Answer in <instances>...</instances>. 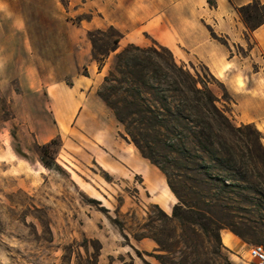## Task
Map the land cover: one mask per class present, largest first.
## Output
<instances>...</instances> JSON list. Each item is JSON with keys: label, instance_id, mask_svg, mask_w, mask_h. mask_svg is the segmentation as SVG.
Returning a JSON list of instances; mask_svg holds the SVG:
<instances>
[{"label": "rangeland", "instance_id": "rangeland-1", "mask_svg": "<svg viewBox=\"0 0 264 264\" xmlns=\"http://www.w3.org/2000/svg\"><path fill=\"white\" fill-rule=\"evenodd\" d=\"M172 1L31 0L23 7L17 6L25 11L30 33L32 59L26 65H39L47 79L50 74L61 78L66 74L67 55L73 53L72 47L66 46L70 29L79 27L93 52L89 31L97 41V48L103 50L112 45L113 27L122 33V37L118 44L120 50L103 61L110 71L116 53L128 44L147 47L158 42L153 31L162 22ZM229 1L235 5L242 0ZM15 3L19 2L9 0L0 4L1 21L3 15L16 8L18 4ZM201 20L207 25L204 17ZM207 27L215 38L230 44L211 23ZM6 37L0 34V264H92L98 253L95 264H162L155 255L166 252L152 237L143 235L156 232L161 240L169 239L167 234L172 224L154 206L158 204L170 215L173 205L178 202L165 174L142 155L130 140L124 124L107 105L119 127L118 139L126 148L130 144L132 147L128 151H112L111 159L121 168L108 163L101 154L96 155L92 150L94 144L78 132L77 124H72L75 126L72 135L57 133L55 119L48 107V94L28 85L21 68L24 58L17 52L13 55L17 43L14 41L10 47ZM246 38L252 45L249 34ZM250 45L233 42L231 48L234 54L245 58ZM176 49V54L172 53L179 64L186 65L191 71L207 72L197 59L180 61L186 52L182 46ZM55 61H59L60 66L53 70L51 65ZM212 86L222 96L221 85ZM228 99L225 103L234 122L232 96ZM57 135L62 138V147L56 159L70 174L47 168L36 151L37 143H47ZM133 153L140 160L135 167L128 161ZM143 161L158 170V180L151 181L148 166H143ZM85 195L100 200V203L89 202ZM162 200H166L168 206L160 202ZM32 203L35 206H31ZM42 220L52 222L53 241L41 224ZM226 233L238 241L233 249L229 248L234 246L232 238V246L227 247L223 241L224 236L231 237ZM221 235L226 247L223 253L232 264H242L237 255L256 245L242 240L229 229H223ZM258 245L264 248V244ZM133 247L143 252L146 262Z\"/></svg>", "mask_w": 264, "mask_h": 264}, {"label": "trees", "instance_id": "trees-1", "mask_svg": "<svg viewBox=\"0 0 264 264\" xmlns=\"http://www.w3.org/2000/svg\"><path fill=\"white\" fill-rule=\"evenodd\" d=\"M208 2L217 5L216 0ZM236 10L249 33L264 23L261 0ZM111 30L115 31L112 45L103 50L89 31L99 68L118 49L122 37L120 31ZM213 84L221 85L222 96ZM97 94L124 124L142 155L162 170L178 199L170 215L154 204L172 224L169 239L161 240L156 232L143 235L166 252L155 255L162 264H232L223 253V229L246 242L264 244V133L255 124L233 122L225 103L230 94L223 82L208 69L201 73L179 64L168 47L155 41L147 47L128 44L118 52ZM61 147L57 135L37 143L36 151L47 168L67 172L56 159ZM10 202L14 204L12 197ZM41 224L53 241L52 222ZM121 231L128 238L124 227ZM133 248L146 262L143 252Z\"/></svg>", "mask_w": 264, "mask_h": 264}, {"label": "crops", "instance_id": "crops-1", "mask_svg": "<svg viewBox=\"0 0 264 264\" xmlns=\"http://www.w3.org/2000/svg\"><path fill=\"white\" fill-rule=\"evenodd\" d=\"M5 1L9 0H0V4ZM16 1L19 2L15 3L18 4L16 8L3 15V20H0V34L7 36L10 47L11 43L16 41V46H12V53L22 54L24 58L21 68L23 76L28 79V85L36 90L43 89L48 94V107L55 119L57 133L72 135L75 127L72 124H77L78 132L94 144L92 146L94 153L101 154L100 156L108 163L121 168L111 159L112 151L116 152L117 149L128 151L132 147L130 144L126 148L118 139L117 121L97 94L109 72L108 65L99 68L97 60L93 57L92 46L86 42L84 32L79 27L70 29L66 36V46L70 45L73 53L67 55L68 66L63 77L55 78L54 74H50V78L47 79L40 72L39 65H26L32 59L28 41L30 33L25 11L17 6L23 7L31 0ZM251 1L242 0L234 5L229 0H216L217 5L211 6L207 0H173L153 34L158 42L170 48L174 54L176 47L182 46L186 55L180 57V61L197 59L224 83L232 96L234 105L232 112L237 125L252 123L264 133V23L249 33L236 10V6ZM202 17L207 25L212 24L217 33L226 36L230 44L215 38L202 22ZM248 34L252 45L246 38ZM233 42L241 46L250 45L248 56L240 58L234 54L231 48ZM9 45L8 53L11 50ZM120 48L121 46L110 55ZM9 66L7 65L8 68ZM59 66V61L51 65L53 70ZM128 161L132 167L140 163L135 153L131 154ZM142 164L148 166L151 181L159 179L160 175L156 168L148 165L146 161ZM229 235L234 245L229 248L233 249L238 241ZM248 249L237 255L242 264H247Z\"/></svg>", "mask_w": 264, "mask_h": 264}, {"label": "built area", "instance_id": "built-area-1", "mask_svg": "<svg viewBox=\"0 0 264 264\" xmlns=\"http://www.w3.org/2000/svg\"><path fill=\"white\" fill-rule=\"evenodd\" d=\"M247 264H264V248L262 245H252L248 249Z\"/></svg>", "mask_w": 264, "mask_h": 264}, {"label": "bare ground", "instance_id": "bare-ground-1", "mask_svg": "<svg viewBox=\"0 0 264 264\" xmlns=\"http://www.w3.org/2000/svg\"><path fill=\"white\" fill-rule=\"evenodd\" d=\"M159 198V197H158ZM161 198V197H160ZM163 199V198H162ZM160 200V199H159ZM166 201V200H165ZM165 201H160V202H162V203H164L166 206H168V202L166 203ZM165 206V207H166ZM165 209V208H164ZM167 210V209H166ZM223 241H224V243L227 245V246H232V241H231V237H229V236H224V238H223Z\"/></svg>", "mask_w": 264, "mask_h": 264}]
</instances>
